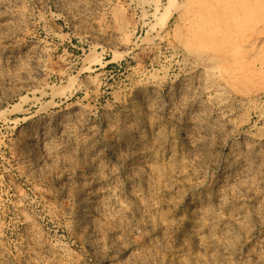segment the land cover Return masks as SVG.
<instances>
[{
	"label": "rangeland",
	"instance_id": "obj_1",
	"mask_svg": "<svg viewBox=\"0 0 264 264\" xmlns=\"http://www.w3.org/2000/svg\"><path fill=\"white\" fill-rule=\"evenodd\" d=\"M57 1L0 0V264H264V0Z\"/></svg>",
	"mask_w": 264,
	"mask_h": 264
},
{
	"label": "bare ground",
	"instance_id": "obj_2",
	"mask_svg": "<svg viewBox=\"0 0 264 264\" xmlns=\"http://www.w3.org/2000/svg\"><path fill=\"white\" fill-rule=\"evenodd\" d=\"M58 1H60V0H58ZM57 1V2H58ZM65 2H66V0H63V2H62V4H63V6H64V4H65ZM66 5V4H65ZM190 14V13H189ZM198 15V14H197ZM202 15V14H201ZM156 16V15H155ZM199 17H200V15H198ZM192 17V16H191ZM193 19V18H192ZM195 19H197V18H195ZM239 19V18H238ZM192 21H194V20H192ZM197 23V22H196ZM194 25V24H193ZM218 26V25H217ZM216 27V26H215ZM199 28V27H198ZM213 28V27H212ZM200 30H202V29H200ZM199 29H197L196 28V31L195 32H192V35H194L195 37L194 38H196V37H198L197 35H199L201 32H199L200 31ZM206 30H209V27H208V29H206ZM216 30V29H215ZM217 31V30H216ZM208 32V31H207ZM221 32H222V30H221ZM225 33V32H224ZM227 34V33H226ZM225 34V35H226ZM222 35V34H221ZM221 35H219V37L221 36ZM224 35V34H223ZM222 35V36H223ZM203 36V35H202ZM209 36V35H208ZM222 36H221V38H222ZM206 37V36H205ZM217 37V36H216ZM224 37V36H223ZM228 37V36H227ZM200 38V37H199ZM203 38V37H202ZM192 40V38H189V40ZM197 39V38H196ZM205 39V38H204ZM208 39V38H207ZM206 39V40H207ZM210 39H211V37H210ZM217 39V38H216ZM220 39V38H219ZM227 39V38H226ZM188 40V41H189ZM190 40V41H191ZM194 40V39H193ZM198 40V39H197ZM205 40V41H206ZM218 40V39H217ZM220 40H224V39H220ZM189 41V42H190ZM195 41V43L193 42V43H186V45H185V49H187V50H191L192 49V47L193 48H196L197 47V49L199 50V48H200V46H201V50L203 49V48H205V46L203 45H199V42H197L196 40H194ZM208 41V40H207ZM192 42V41H191ZM203 42V41H202ZM209 42V41H208ZM212 42V41H211ZM224 42H226V41H224ZM204 43V42H203ZM219 43V42H218ZM208 44V43H207ZM206 44V45H207ZM210 44V43H209ZM208 44V45H209ZM212 45V44H211ZM213 45L215 46V44L213 43ZM222 45V44H221ZM220 45V46H221ZM213 48V47H212ZM221 48V47H220ZM209 50V49H208ZM211 50V49H210ZM203 51V50H202ZM206 51V50H205ZM217 52H220L219 50L217 51ZM207 53V52H206ZM209 53H211V51L209 52ZM213 53H214V51H213ZM216 53V52H215ZM214 53V54H215ZM221 53H223V52H221ZM188 54V53H187ZM200 54V53H199ZM203 54H205V53H202V55ZM224 54V53H223ZM207 55V54H206ZM211 55V54H210ZM217 55V54H216ZM214 56V55H213ZM213 56L211 57V58H213ZM220 56V55H219ZM227 56V55H226ZM199 57H201V56H199ZM209 57V56H208ZM215 57V56H214ZM223 57V56H222ZM221 57V58H222ZM190 58V57H189ZM216 58V57H215ZM194 59V58H193ZM199 59V58H198ZM208 59H210V58H208ZM218 59H219V57H218ZM213 60V59H212ZM211 59H210V61H212ZM222 60V59H221ZM194 61H195V59H194ZM201 61V60H200ZM199 62V61H198ZM200 64V63H199ZM202 64V63H201ZM200 64V65H201ZM208 64V63H207ZM243 64V63H242ZM245 65H246V63H244ZM239 65H241V63L239 64ZM203 66V65H202ZM206 67L204 68H202V67H200V71H207L209 74H211V75H213V76H216V77H219V78H221L222 80H224V81H226V82H230V80H237V78H239V76L241 75V77H242V75L244 76V74H243V66H241V67H232V66H230V65H226V64H224L223 63V61H221L220 62V60L219 61H217L216 63L215 62H213V63H211L210 65H205ZM246 67V66H245ZM244 67V68H245ZM202 75V74H201ZM205 75V74H204ZM210 75V76H211ZM203 76V75H202ZM154 79H155V77H154ZM226 79H229V80H226ZM148 80V79H147ZM147 84V83H146ZM150 86V85H149ZM142 88V87H141ZM147 88V87H146ZM153 89V88H152ZM141 91V90H140ZM198 94V93H197ZM201 94V93H200ZM191 95V94H190ZM143 97V100L145 101V102H147L148 103V105L150 104V105H153L154 104V102H152L151 100H150V98H151V96H145V95H142ZM184 96V95H183ZM191 97V96H190ZM193 97H194V95H193ZM196 98H197V96H195ZM186 98V99H185ZM184 99L182 98V100L180 101V104H178L179 106H180V109L181 108H183V107H186V106H188L190 103H192V102H194V100L196 99H193V98H188L187 99V97H185ZM181 99V98H180ZM155 100V99H154ZM197 100V99H196ZM151 101V102H150ZM156 102V101H155ZM196 102V101H195ZM199 104V103H198ZM200 105V104H199ZM202 105V104H201ZM191 106V105H190ZM150 107V106H149ZM198 107V106H197ZM186 109V108H185ZM177 110H178V108H177ZM181 110H183V109H181ZM196 110V109H195ZM183 111H185V110H183ZM178 113V112H177ZM181 113V112H180ZM176 114V115H174V118H175V120H177V121H183V120H186V119H184V118H182V116H181V114ZM195 113V112H194ZM204 115H205V113H203ZM203 114H201V115H203ZM201 115H200V117H201ZM204 115H203V117H204ZM184 116V115H183ZM195 116V115H194ZM197 117V116H196ZM199 117V118H200ZM206 117V116H205ZM198 121V117L196 118V119H191L190 121H188L189 122V127L191 128V130H192V133H194V137L193 138H191L190 140H189V143H190V145L192 146V148H194V150H195V152H196V155H199V153H200V151H201V149H202V146L203 145H200L199 144V137H200V133L197 131V127H196V124L198 123L197 122ZM184 122V121H183ZM186 124V123H185ZM199 125V124H198ZM45 126V125H44ZM47 126V125H46ZM46 129V127H43V131ZM186 129V128H185ZM188 130H190L189 128H188ZM199 130V129H198ZM65 132V131H64ZM64 132H63V130H62V134L63 135H65L64 134ZM211 132V131H210ZM41 133H45V132H41ZM191 133V134H192ZM63 135H62V137H63ZM43 141L44 142H48V140L47 139H43ZM203 141V140H202ZM143 143H145V142H143ZM205 146V145H204ZM204 148V147H203ZM202 150H204V149H202ZM34 152V151H33ZM36 154H37V152H36ZM46 154V153H45ZM35 155V154H34ZM202 157V156H201ZM33 162V161H32ZM36 162V161H35ZM38 163V162H37ZM246 164V163H245ZM242 172V171H241ZM246 172V171H245ZM247 173V172H246ZM248 176L247 175H245V174H243V175H240L239 177H236L233 181H232V185H234V184H243V183H245V180H246V178H247ZM233 178V177H232ZM225 182V181H224ZM232 185H231V183H229L227 186L228 187H232ZM236 185H234V187L236 186ZM226 190V189H225ZM233 190V189H232ZM221 191V190H220ZM223 191V190H222ZM233 192V191H232ZM197 203V202H196ZM235 220L237 221V222H239L240 220H241V217H240V215L238 214V215H236L235 216ZM195 233V232H194ZM197 234H198V232H197Z\"/></svg>",
	"mask_w": 264,
	"mask_h": 264
}]
</instances>
